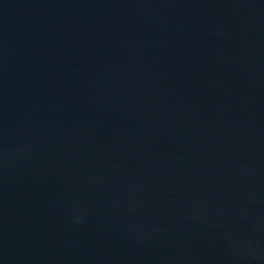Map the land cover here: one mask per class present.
<instances>
[{
	"label": "water",
	"instance_id": "95a60500",
	"mask_svg": "<svg viewBox=\"0 0 264 264\" xmlns=\"http://www.w3.org/2000/svg\"><path fill=\"white\" fill-rule=\"evenodd\" d=\"M0 264H264V0H0Z\"/></svg>",
	"mask_w": 264,
	"mask_h": 264
}]
</instances>
